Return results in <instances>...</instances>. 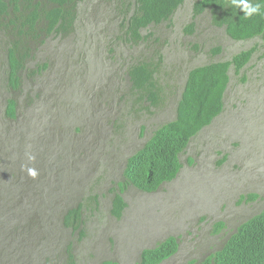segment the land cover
Returning <instances> with one entry per match:
<instances>
[{
    "label": "rangeland",
    "instance_id": "1",
    "mask_svg": "<svg viewBox=\"0 0 264 264\" xmlns=\"http://www.w3.org/2000/svg\"><path fill=\"white\" fill-rule=\"evenodd\" d=\"M195 1L185 0L170 20L150 28L164 41L161 106L131 105L127 69L146 50L114 41L119 20L109 7L84 5L70 37L48 38L30 63L47 61V69L34 79L24 74L19 91L7 86L0 52V264H66L70 241L77 264H140L143 249L169 236L179 249L160 264H202L240 222L262 210L264 43L232 39L211 25L207 11L187 32ZM250 48L241 72L230 68L223 113L192 138L178 176L155 192L129 185L127 206L115 217L112 200L127 158L176 117L190 69ZM252 192L259 197L246 199ZM91 194L99 203L84 206L82 236L63 220ZM218 221L225 227L215 231Z\"/></svg>",
    "mask_w": 264,
    "mask_h": 264
},
{
    "label": "trees",
    "instance_id": "2",
    "mask_svg": "<svg viewBox=\"0 0 264 264\" xmlns=\"http://www.w3.org/2000/svg\"><path fill=\"white\" fill-rule=\"evenodd\" d=\"M184 2L185 0H0V52H5L6 55L4 66L7 71V86L12 92L19 91L23 88L24 74L26 78L34 79L37 72L47 69V61L37 67H30L31 61L46 40L50 37H70L76 30L83 6L90 8L95 4L97 7H109L117 15L119 23L114 28V41L124 40L130 46H143L146 50L132 56L127 69L131 86L126 92L130 96L131 105H144L145 102H149L151 106L164 105L160 76L164 41L150 28L170 20ZM206 11L210 15L211 25L225 28L232 39L242 41L259 37L264 43V15L243 19V11L230 8L227 0H196L193 5V20L188 23L187 32H194L195 18ZM218 51L219 47L214 49L215 53ZM254 51L255 48L242 50L228 60L211 61L190 69L176 117L159 125L144 146L127 158L125 179L118 182L120 188L112 200L111 211L115 217L120 218L127 206L123 193L129 185L144 192H155L164 183L171 182L178 176L182 168L181 154L192 138L224 111L230 68L234 67L236 73H240L251 60ZM245 78L243 75L242 80ZM15 106L17 100L11 97L8 110L14 112ZM257 197L259 194L252 192L246 199L254 200ZM98 203L97 194L89 195L67 211L64 225L84 236V206L95 205L96 209ZM224 227L225 223L218 221L215 231ZM178 247L176 237L169 236L156 246L145 248L140 264H159L176 253ZM66 253V264H77L71 241ZM101 264L119 263L107 260ZM202 264H264V207L240 222Z\"/></svg>",
    "mask_w": 264,
    "mask_h": 264
},
{
    "label": "clouds",
    "instance_id": "3",
    "mask_svg": "<svg viewBox=\"0 0 264 264\" xmlns=\"http://www.w3.org/2000/svg\"><path fill=\"white\" fill-rule=\"evenodd\" d=\"M227 4L232 9L242 10L244 13V15L242 16L243 19H251L255 16L264 15V0H257V2H255V3L253 2V0H227ZM29 171H30V174H32L33 176L36 175V173L33 170L30 169ZM178 249H179V247H178ZM177 252H178V250H177ZM176 253H174V254H176ZM173 255H171L170 257H172ZM165 260H163V261H165ZM116 262H118V261H116ZM162 262H160V263H162Z\"/></svg>",
    "mask_w": 264,
    "mask_h": 264
}]
</instances>
